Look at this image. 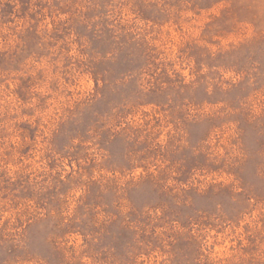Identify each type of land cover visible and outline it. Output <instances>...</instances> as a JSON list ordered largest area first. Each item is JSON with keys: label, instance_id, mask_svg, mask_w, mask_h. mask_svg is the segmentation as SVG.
Masks as SVG:
<instances>
[{"label": "rangeland", "instance_id": "obj_1", "mask_svg": "<svg viewBox=\"0 0 264 264\" xmlns=\"http://www.w3.org/2000/svg\"><path fill=\"white\" fill-rule=\"evenodd\" d=\"M0 264H264V0H0Z\"/></svg>", "mask_w": 264, "mask_h": 264}]
</instances>
